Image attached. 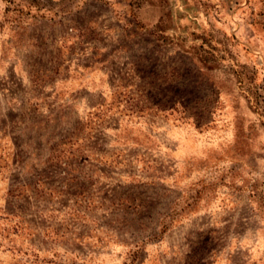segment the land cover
<instances>
[{
	"label": "rangeland",
	"instance_id": "obj_1",
	"mask_svg": "<svg viewBox=\"0 0 264 264\" xmlns=\"http://www.w3.org/2000/svg\"><path fill=\"white\" fill-rule=\"evenodd\" d=\"M0 264H264V0H0Z\"/></svg>",
	"mask_w": 264,
	"mask_h": 264
}]
</instances>
